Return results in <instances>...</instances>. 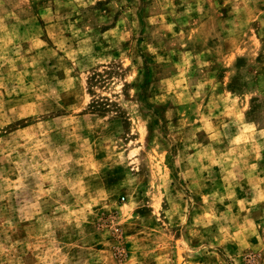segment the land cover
I'll use <instances>...</instances> for the list:
<instances>
[{
    "label": "rangeland",
    "instance_id": "obj_1",
    "mask_svg": "<svg viewBox=\"0 0 264 264\" xmlns=\"http://www.w3.org/2000/svg\"><path fill=\"white\" fill-rule=\"evenodd\" d=\"M0 264H264V0H0Z\"/></svg>",
    "mask_w": 264,
    "mask_h": 264
}]
</instances>
